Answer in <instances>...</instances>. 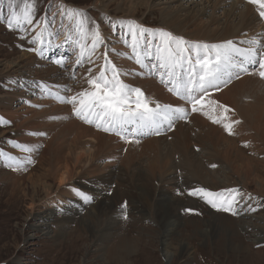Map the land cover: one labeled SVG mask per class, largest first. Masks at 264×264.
Here are the masks:
<instances>
[{"label": "rangeland", "instance_id": "374dc122", "mask_svg": "<svg viewBox=\"0 0 264 264\" xmlns=\"http://www.w3.org/2000/svg\"><path fill=\"white\" fill-rule=\"evenodd\" d=\"M98 1L3 0L0 4V16L6 18L9 16L11 3V10L17 12L23 25V10L26 4L33 9L34 15V23L30 26L34 31L30 30L22 35L27 37L24 43L21 37L18 39L15 36L14 31L0 27V71L4 65L17 60V57L23 53L34 54L36 59L49 61L48 66L68 70V73L64 70L59 84L40 79V83L37 84L35 81V85L33 80H28L30 76L21 71L35 66L34 69H38L37 65L33 64L31 68L22 67L19 68L20 71L0 73V152L4 153V156L0 157V264H81L83 259L86 262L84 264H264V241L261 243L252 241L255 229L241 223L239 215L241 209L237 210V215L217 211L199 196L188 194L192 189L200 187L220 191V188L213 189V180L216 178L221 181L226 178L236 185L222 189L238 188L244 194L238 209L244 208L249 200L248 196L251 195L253 199L249 200L251 202L248 214L264 217L263 120L261 123L257 122L259 129L248 130L247 125L245 126L247 129L242 127L241 119L238 117L240 124L236 123L233 135L225 134L222 125L210 123L208 120L209 124L218 126L219 134L222 136L217 135L207 139L205 134L210 135V129L204 126L200 138L196 136L199 132L196 130L191 134L192 139L182 145H177L175 142L176 130L166 132L162 136L153 134L136 137L132 143H128L114 133H105L95 125L81 121L72 115L71 106L64 103V97L87 88V81L84 83L83 80L90 75L88 69L91 68L93 74L98 73L105 63L106 51L107 59L115 63L113 55L109 52L117 44L127 45L126 41H121L115 36L119 26L115 28L117 31L113 32V18H119L123 14L115 10L118 0L109 6L108 13L94 7V2ZM134 1L138 6L137 14L135 13L136 20L132 22L142 23L156 30L166 29L190 39L186 33H179L163 26L161 14L158 11H148L144 7L145 0ZM56 4H63L66 9L82 12L86 17L83 31L77 30L75 20L66 19V13L61 15ZM256 7L258 9V6ZM258 11L256 10V16ZM99 26L104 27V30L102 31ZM25 27L29 26L24 25L23 28ZM97 29L105 43L98 46L92 56V63L85 61V64L77 66L78 44L85 45L84 51L87 55L93 32ZM50 33H59L58 36L52 37L48 46L56 48L60 45L57 50L54 49L53 57L50 56L45 60L35 52L28 51L29 48L38 46L30 44L28 39L41 35V38L47 42ZM66 40H70L71 43L63 44ZM60 57H63L61 64L55 63ZM129 61L122 68L116 65L122 72V79L129 85L130 77L125 74L126 72L134 78L144 80L148 77L155 78L147 69H140L138 65L137 68L134 67L136 64L133 58ZM25 62L20 65L23 66ZM131 62L134 66L128 65ZM131 67L133 69H130ZM40 68L45 67L40 66ZM131 85L139 87L134 83ZM157 85L161 84L157 83ZM32 86L41 88L38 90L35 87L38 93L39 91L44 93L46 99L53 100L52 105H36L33 101L36 95L33 97L28 95L30 91L25 92ZM140 88L143 90L141 86ZM163 88L166 87L162 86ZM21 89L24 93L20 92ZM20 93L24 97L21 96L22 98L17 100ZM153 95L154 99L149 101L152 106H155L154 103L163 104L162 100L159 101L158 97ZM245 101L242 105H245ZM21 104L23 114L11 118L4 114V110H14V107ZM59 104H65L68 113L79 122L123 141L118 146L110 142V145L113 144L112 146L116 148L113 155L106 154V150L101 151L94 160L92 173L81 174L79 169H75L67 182L62 185L59 184L58 179L49 182L42 176L47 169L45 160L49 154L44 151L47 145L51 144L48 141L54 134L63 131L58 123L64 122L65 118L55 116L58 113H52L48 109L60 106ZM71 139L70 137L68 140ZM211 139L216 142L214 145L209 142ZM9 141L27 146L33 151L25 152ZM186 151L192 152L193 156L199 154L194 158L191 157L192 153H189L188 158H191L189 160L186 158ZM10 156L16 159H9ZM198 156L202 161L200 158L198 160ZM27 159H31L32 162L25 163L23 167L18 165L17 161ZM63 165L65 163H61L58 167L61 168ZM242 168L248 169V173L244 175L245 170ZM109 171H115V174L110 175ZM6 173L9 174L7 177ZM193 174L197 175V178ZM107 177H111L110 180ZM13 181L19 182L18 189L14 191ZM31 181L34 184L46 181L51 185L48 195L46 196L42 190H37L34 194ZM93 182H96V186ZM77 192L88 194L94 199L91 203H87L77 196ZM31 200L35 202L32 208ZM125 203L127 207L123 208L122 205ZM47 206L52 208L49 236L41 235L33 227L34 225L31 226L35 217H39L40 212ZM187 209H193L194 213ZM164 214L165 217L162 218ZM125 215L127 219H124ZM244 220L251 222L249 218ZM262 231L264 232V225ZM30 234L33 237L26 239ZM125 246H127L126 250Z\"/></svg>", "mask_w": 264, "mask_h": 264}, {"label": "snow or ice", "instance_id": "6c2138e0", "mask_svg": "<svg viewBox=\"0 0 264 264\" xmlns=\"http://www.w3.org/2000/svg\"><path fill=\"white\" fill-rule=\"evenodd\" d=\"M2 3L3 0H0V4ZM247 3L258 6V17L264 21V0H247ZM9 8V16L7 18L0 16V21L6 19L9 29L15 24L17 27L29 26L24 28L25 32L34 31L30 28L34 23L33 9L28 4L23 10L24 25L20 24L17 12L11 10V3ZM65 13L66 19L75 20L77 30L83 31L86 24L84 14L72 9H64L60 14L65 15ZM116 27L117 25H113L114 29ZM124 28V39L136 65L140 69H147L159 79L168 92L174 93L185 105H190V112L187 107L171 104L155 103L153 107L140 87L129 85L122 79L121 70L107 59L106 51L105 63L100 67L99 72L93 74L92 69H88L90 74L87 77L88 87L63 98L64 103L71 106L72 115L88 125H95L105 133H114L128 143H132L136 137L160 135L162 132L170 131L174 128L175 122L187 120L190 113H202L213 124L222 125L229 135L234 134L232 123L227 122L228 117L224 115L231 109L212 99L211 96L212 93L226 88L233 79H239L241 74H250L249 65L253 66L252 72L258 70L259 77L264 78V33L257 34L262 39L242 40L240 44L246 46L241 47L233 39L218 43L189 41L171 31L162 28L149 30L138 23L124 25ZM58 35L59 33H50L47 42L41 38V35L33 36L28 42L38 46L29 48L28 51L43 57L52 37ZM66 43L71 41L66 40ZM104 43L97 29L93 32L87 55L84 51L85 45L78 44L77 66L85 61L92 63V56L98 46ZM62 59L63 57L57 58L55 63L61 64ZM9 143H13L15 147H20L25 152L33 151L27 146L15 144L14 141ZM3 156L4 153L0 152V157ZM9 159L16 158L10 156ZM31 162V159L17 161L20 167ZM188 194L199 196L217 211L232 215H237L240 201L244 198V194L238 188L212 191L200 187L192 189ZM77 196L87 203H91L94 199L81 192H77ZM248 199L251 200L253 197L249 195ZM122 207L126 208L127 204H123ZM187 211L194 210L187 209ZM124 219H127L126 215Z\"/></svg>", "mask_w": 264, "mask_h": 264}, {"label": "bare ground", "instance_id": "6f19581e", "mask_svg": "<svg viewBox=\"0 0 264 264\" xmlns=\"http://www.w3.org/2000/svg\"><path fill=\"white\" fill-rule=\"evenodd\" d=\"M113 2H115V0H99L98 2H94V7L100 9L104 13H108V8ZM135 4H136V2L134 0H118V2L116 4L117 8H115V10L120 11L123 14L119 18H113L112 21H113L114 25H117V27L119 26V29H118L119 31L117 32V35H115V36L117 38H120L121 41H126L124 39V33H125L124 25L130 24V23H135V22H132V21L136 20L135 13L137 10L136 7L138 5L136 6ZM144 5H145L144 7L148 11H150V12L158 11L161 14V21H162L163 26L170 27L171 29H174L175 31H177L179 33H186L187 36L190 37V39L186 38L189 41L218 43V42H222V41L227 40V39H233L238 45H240L241 47H244L246 45L240 44V42L242 40H245V39H262V37L258 36L257 34L262 33L264 28H263V25L258 20V17L256 16L254 6L247 4V2L244 3L242 0H145ZM57 6H58L60 11L66 9L63 4H59ZM257 11H258V9H257ZM117 14L118 13H115V15H117ZM138 24L142 25V23H138ZM144 27H146V26H144ZM147 28L149 29V27H147ZM116 31H117V29L113 28V32H116ZM76 36L79 38L78 34ZM117 38H112V39L116 40ZM123 43H125V42H123ZM109 54L113 55V59L115 60V63L114 62L113 63L117 66H120V68H122L124 66V64H127V62L129 63L130 62L129 60L132 58V53H131L129 47L127 45L125 46L124 44L122 45V43L115 45L114 49H112V51L109 52ZM23 61L24 62L26 61V62L22 66L20 64ZM99 61H100V59H99ZM32 64L37 65L38 69L37 68L34 69L36 66L32 69H26L25 68V67L31 68ZM48 64H50L49 61H43V60L36 59L34 54H24L23 53L17 57V60L9 62L8 64L4 65L3 69L0 71V73H6L9 71H13V72L14 71H20L19 68L24 67L25 68L24 71H21V72L28 74V76H30V77L29 78L25 77V78H27L30 81L33 80L34 82L36 81L37 84H39L40 79H44L45 82L49 81L53 84H59L60 77L62 76V74H64L65 71L68 73V70L61 69L60 67H57V66H55V67L48 66ZM133 64L134 63L131 62L128 65L131 66ZM40 66H43L45 68L41 69ZM134 67L137 68L138 66L136 65ZM130 69H133V67H131ZM142 72H144V71H142ZM124 73H125V71H124ZM125 74L130 77V78H128V80L131 83L137 84V85H139V87L141 86L143 88V91L146 92L147 96L154 94L155 96L158 97L159 101L160 100L171 101V99L169 98V94L165 91L164 88L162 89L161 85L160 86L157 85V83H156L157 81L155 79L148 77V78H145V80H144L143 78L141 79V78L131 77L130 74L127 72ZM20 76H22V75L20 74ZM86 81H87V79L84 78L83 82L85 83ZM36 82L34 83L35 85H36ZM131 83H130V85H131ZM84 85H86V84H84ZM33 86L31 88L26 89L25 92L30 91V93L28 95L33 96V97L36 95L33 98L34 99L33 101L35 102V104L36 105L41 104L44 106L52 105L51 103H53L52 102L53 100L46 99V96L44 95V93L42 91H39V93H38L36 88L35 87L33 88ZM86 87H88V86L86 85ZM20 92L24 93V90H22ZM21 96L24 97L21 94L17 97V100H18V98H22ZM216 97L219 100H221V102L229 104L230 106L232 105L235 109H237L238 115H239L238 117L241 119V124L243 125V126L242 125H240V126L245 127L247 125L248 130H250L249 128H251V129L253 128V130L254 129L256 130V129H259L257 122L260 121V123H261V120L264 121V82H262L261 79L256 77L254 74H251L249 76H244L241 79L233 82L232 84L227 86L224 90H222ZM245 99L248 102H246ZM9 101H10V98H9ZM244 101H245V105L244 104L242 105V102H244ZM1 103L3 104V102H1ZM54 103H55V101H54ZM22 104L14 107V110H11V109L9 110L6 107L5 109H7V110H4L5 111L4 114H6L7 116H10V118L18 116L20 114H23ZM48 109L52 113H58L55 116H61V119L65 118L64 122L58 123V125L61 126L63 131L61 133H56L53 135V137H51V140L48 141V142H51V144H48L47 149L44 151L45 153H48L49 156L45 160L46 165H47L46 173H45V175H42V176L45 180H47L49 182H54V181H56V179H58L59 184L62 185V184L67 182V180L71 177V172L75 169H79L81 174L92 173L94 171V167H92V166H94L93 165L94 160L97 159L99 154H101V151L106 150L107 151L106 154H109V155L112 154L113 155L114 154L113 151L116 148H114L112 146L113 144L110 145V142H114L115 143L114 146L115 145L118 146L121 142H123V141H121V139L119 140L117 138L107 136L105 134L100 133V131L98 132V130L95 131L92 129V127H89V126L79 122L78 120L74 119L71 116V114L68 113L69 110L67 111V106L65 104L64 105L61 104L60 106H55V107H51ZM206 117L207 116L203 115L202 113H195L191 117V124L190 125H186L184 123L183 124L182 123L177 124V129H176L175 133L173 132L176 135V141L175 142L177 143V145H182L185 143V141L191 140L192 139L191 134H193L196 130L199 131L196 133V136L201 135L204 126H208L210 129V135L205 134V137L207 139L214 138V136H217V135H218V137L222 136L221 134H219L220 132L217 128L218 126L209 124L208 123L209 119H208V117L207 118ZM253 121H255V123H253ZM27 122L29 123V121H27ZM239 124H240V122H239ZM247 128L245 127V129H247ZM220 130H221V128H220ZM242 131H243V129H242ZM70 137L72 139L68 140ZM166 137H168V136H166ZM199 138H200V136H199ZM209 142L210 143L212 142L211 144H213V145H214V143H216L212 139ZM189 153H192V152L186 151V154H187L186 158L190 157ZM195 154H197V153H195ZM197 155L193 156V153H192L191 157L196 158ZM201 155L202 154L200 153V156ZM200 156L197 157L198 160H199ZM188 159L190 160L191 158H188ZM201 161H202V159H201ZM61 163H65V165H63V167H61L63 169H62V172L59 173V170L61 168L58 166ZM242 169L245 170L244 175L248 173V169H244V168H242ZM108 173L110 175H114L115 171H109ZM8 175L9 174L6 173V177ZM189 176H191V175H189ZM196 176H195V178H197ZM226 176L227 175H225V177ZM121 177H123V176H121ZM107 178L110 180L111 177H107ZM107 178H106V180H107ZM224 179L226 180V178H224ZM225 180L220 181V180L215 178L213 180V189H218V188L222 189V188L229 186V185H236L235 182H229V181H227V180L225 181ZM12 184H13L12 185L13 191L18 189L17 188L18 187L17 185L19 184L18 181H15ZM93 184H95L94 186H96V182H93ZM31 187H33L32 192L34 194L37 192V190H42V192H44V194L47 196L48 193L50 192L51 185L47 184L46 181L40 182L39 184H34L31 181ZM99 189H101V188L99 187ZM91 190L93 191V189H91ZM23 195L24 196L26 195L25 191L23 192ZM172 199H173V197H172ZM31 201H32L31 202L32 203L31 208H32L33 205L35 204V202H33L34 200H31ZM248 201L245 203L246 205L244 206V208L237 209V210L241 209L239 212V215L241 216L240 221H241V223L247 224V227L249 226V228L255 229V231L252 235V238H253L252 241L254 243H261L262 241H264V239H263L264 238V232L262 231V228L264 225V217L259 216V215H257V216L249 215L248 214L250 212L249 203L251 201H249V202ZM80 202L81 201H79V203ZM172 205L173 204L171 203V206ZM51 209H52L51 207L47 206L43 211L40 212L41 215H39V217H35V219H37V220L34 219L33 220L34 222L31 224V226L34 225L33 227L36 228L41 235L49 236V234L51 232L50 225L52 222L49 221V219H51V217H50ZM163 217H165V214L162 216V218ZM245 218H249L251 220V222H246V220H244ZM252 219H255V220H252ZM163 225H165V224H163ZM31 233H33V232H31ZM37 234H38V232H37ZM167 234H169V233H167ZM30 237H33L32 234L27 236L26 239H28ZM231 247H232V245H231ZM125 248H127V246H125L124 249ZM236 248H237V246H236ZM167 250H169V249H167ZM172 250H174V249H172ZM84 263H86V262L83 259L81 264H84Z\"/></svg>", "mask_w": 264, "mask_h": 264}, {"label": "trees", "instance_id": "16d2710c", "mask_svg": "<svg viewBox=\"0 0 264 264\" xmlns=\"http://www.w3.org/2000/svg\"><path fill=\"white\" fill-rule=\"evenodd\" d=\"M0 27H1L2 29H6V30H10V31H12L11 29H9V27L7 26V23H6V22H2V21H0Z\"/></svg>", "mask_w": 264, "mask_h": 264}]
</instances>
